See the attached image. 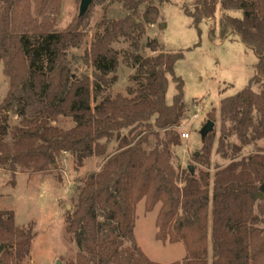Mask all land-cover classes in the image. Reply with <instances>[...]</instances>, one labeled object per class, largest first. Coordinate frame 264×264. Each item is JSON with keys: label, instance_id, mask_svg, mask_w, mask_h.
Segmentation results:
<instances>
[{"label": "trees", "instance_id": "trees-1", "mask_svg": "<svg viewBox=\"0 0 264 264\" xmlns=\"http://www.w3.org/2000/svg\"><path fill=\"white\" fill-rule=\"evenodd\" d=\"M112 1L125 15L101 21L88 59L94 69L91 83L86 76L73 77L67 61V51L82 40L78 23L55 30L62 0H0V64L9 81L0 116L3 124L8 114L19 119L10 143L0 135V169L12 178L18 172L44 174L55 168L60 154H68L77 171L86 159L105 155L102 140L114 139L115 151L81 182L74 210L65 218V230L79 250L75 264H158L134 239L136 207L142 201L145 213L158 207L155 240L184 247L182 260L171 264H209V231L211 264H264V229L259 227L264 220L254 207L257 184L264 183V149L218 173L212 193L208 172L195 175L194 169L174 166L172 149L180 146L175 129L186 106L183 83L174 74L182 54L164 52L155 39L141 43L146 27L159 17L156 4L168 1ZM191 6L193 11L184 13L198 26L213 18L216 1L193 0ZM220 7L240 13L222 18L219 36L234 34L253 51L257 64L250 84H261L258 93L248 86L221 101L220 114L240 142L232 146L236 154L264 139V0H221ZM120 39L129 43L124 62L135 69L139 85L128 90V97L96 102L103 86L115 81L107 79L118 66V53L110 46ZM143 47L155 54L143 57ZM167 76L176 88L171 105L165 102ZM60 117L69 118L73 128L53 125ZM211 146L207 138L202 164H209ZM32 239L30 226L19 228L11 211H0V264H20Z\"/></svg>", "mask_w": 264, "mask_h": 264}, {"label": "rangeland", "instance_id": "rangeland-1", "mask_svg": "<svg viewBox=\"0 0 264 264\" xmlns=\"http://www.w3.org/2000/svg\"><path fill=\"white\" fill-rule=\"evenodd\" d=\"M165 4H156L159 17L154 28L147 26L142 39V45L147 39L156 40L159 47L167 53H181L182 59L174 65V74L183 83V99L186 104L179 126L175 129L180 135L187 134V139L180 137V146L172 149V163L181 169H194L209 173V189L217 180V174L225 170L230 163L240 162L251 154L264 149V139L242 147L234 153L232 146L240 142L232 134L231 122L220 114V104L225 98L234 96L239 91L250 86L255 93L260 91L261 84H250L256 75L257 58L253 51L241 43L234 34L220 38V21L223 17H240L239 12H223L220 0L216 1V9L212 19H203L198 26L186 16L184 9L193 11V0H167ZM80 0H62L60 11L55 23L56 31H63L77 25L82 40L77 48L67 51V61L73 77L86 76L93 81L94 69L89 62L91 45L94 36L100 30L103 19L123 17L125 12L120 4L112 0H92L84 17L78 18ZM144 8L140 9L142 14ZM164 25V26H163ZM210 32L213 34L210 36ZM118 53V66L107 79L115 77V81L103 86L96 102L102 98H114L116 95L128 97V90L135 91L139 81L135 78V69L124 62L125 55L131 49L129 43L120 39L111 44ZM149 49L141 50L143 57L153 56ZM168 85L165 102L171 105L176 94L175 83L167 76ZM264 83V81L262 82ZM9 89V81L3 75L0 64V104ZM7 124H3L0 116V135L10 143V131L17 126L19 119L8 114ZM208 121L214 123L213 131L207 135L212 146L209 164H202L204 152L200 131ZM56 127L62 130L73 128L69 118H58ZM126 133V132H125ZM222 138H224L222 140ZM221 141H224L221 147ZM103 157H92L83 162V166L75 170L74 160L68 154H60L55 168L48 173L31 174L16 173L12 178L10 173L0 171V211H11L15 225L19 228H32L33 239L29 255L20 264H75L78 247L75 237L65 230V218L71 214L76 205L81 182L91 173L98 172L104 159L112 154L117 146L113 139L106 143ZM226 153V156L224 154ZM195 154H198L196 157ZM203 155V156H202ZM202 157V158H201ZM201 158L200 161L196 159ZM19 171V170H17ZM238 172V170H237ZM14 181V186L12 183ZM263 184V183H262ZM262 184L254 195L255 213L264 220V214H259V208L264 210V193ZM257 194L262 195L260 198ZM158 207L151 213H145L144 201L136 207V221L133 231L134 239L142 253L152 262L171 264L179 262L185 251L182 244H161L156 241L154 222ZM211 222V218H210ZM264 229V224H259ZM212 261L211 237L209 231L208 263Z\"/></svg>", "mask_w": 264, "mask_h": 264}, {"label": "water", "instance_id": "water-1", "mask_svg": "<svg viewBox=\"0 0 264 264\" xmlns=\"http://www.w3.org/2000/svg\"><path fill=\"white\" fill-rule=\"evenodd\" d=\"M91 3H92V0H80L78 18H82V17L85 16V14L87 13V10H88L89 6L91 5ZM213 127H214V123L212 121H208L206 123V125L200 131V135H201L202 141H204L205 138L207 137V135L213 131ZM195 156L197 157L198 154H195ZM190 169H192V168H190ZM261 190L264 193V183L261 186ZM261 196L262 195H260V194L256 195V197H258V198H260ZM3 249H4V245H0V255L3 252ZM56 264H61V263L60 262H56Z\"/></svg>", "mask_w": 264, "mask_h": 264}, {"label": "built area", "instance_id": "built-area-1", "mask_svg": "<svg viewBox=\"0 0 264 264\" xmlns=\"http://www.w3.org/2000/svg\"><path fill=\"white\" fill-rule=\"evenodd\" d=\"M180 137H181L182 139H187V138H188V135H187V134H182V135H180Z\"/></svg>", "mask_w": 264, "mask_h": 264}, {"label": "crops", "instance_id": "crops-1", "mask_svg": "<svg viewBox=\"0 0 264 264\" xmlns=\"http://www.w3.org/2000/svg\"><path fill=\"white\" fill-rule=\"evenodd\" d=\"M221 1V0H220ZM151 28H154V25H151ZM0 171H2L1 169H0ZM185 255V254H184Z\"/></svg>", "mask_w": 264, "mask_h": 264}]
</instances>
